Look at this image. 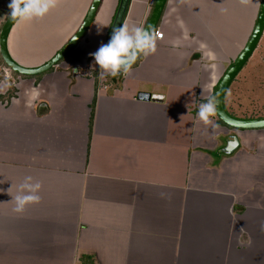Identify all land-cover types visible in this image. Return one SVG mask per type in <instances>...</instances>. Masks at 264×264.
I'll use <instances>...</instances> for the list:
<instances>
[{"label": "crops", "instance_id": "0c3cea01", "mask_svg": "<svg viewBox=\"0 0 264 264\" xmlns=\"http://www.w3.org/2000/svg\"><path fill=\"white\" fill-rule=\"evenodd\" d=\"M0 2L1 30L11 9ZM84 3L56 0L43 17L19 19L8 39L14 59L37 66L15 54L11 37L24 41L35 25L45 40L63 25L73 34ZM261 3L169 0L156 52L103 79L90 53L107 43L110 22L98 13L59 64L18 75L6 96L0 83V264H264V128L198 118ZM153 4L132 0L124 25L143 27ZM98 23L107 25L99 35ZM233 84L228 112L256 118L237 114ZM232 135L240 144L227 154ZM26 176L41 183V200L16 213Z\"/></svg>", "mask_w": 264, "mask_h": 264}, {"label": "water", "instance_id": "95a60500", "mask_svg": "<svg viewBox=\"0 0 264 264\" xmlns=\"http://www.w3.org/2000/svg\"><path fill=\"white\" fill-rule=\"evenodd\" d=\"M132 0H120L112 24L108 32V40L111 37L112 27L124 25L128 10L130 8ZM169 0H154V4L150 11V14L143 26L148 28L154 35V31L160 25L162 17L164 15L166 6ZM103 0H92L89 10L87 11L84 19L82 20L76 31L66 40V42L57 50V52L49 58L46 62L39 66H26L14 59L9 51L8 39L12 31L13 26L19 20L13 21L9 16L6 18L1 30H0V54L5 63L12 68L24 75H37L46 72L59 64L66 55L73 50L85 37L92 23L94 22ZM264 34V0H262L260 13L258 15L254 30L243 48L240 54L235 59L234 63L229 67L224 76L221 78L217 89L215 91V101L217 102V116L223 120L229 126L234 128L247 130V129H263L264 128V117L242 119L231 115L225 106V98L227 92L236 79L240 71L248 63L249 59L254 54L258 47L262 36ZM139 57L137 58V60ZM136 60V61H137ZM135 61V62H136ZM134 64V63H133ZM140 97L150 98L151 94L141 93ZM239 139L237 135H232L224 146L223 151L227 154L233 153L239 146Z\"/></svg>", "mask_w": 264, "mask_h": 264}, {"label": "clouds", "instance_id": "9594fccd", "mask_svg": "<svg viewBox=\"0 0 264 264\" xmlns=\"http://www.w3.org/2000/svg\"><path fill=\"white\" fill-rule=\"evenodd\" d=\"M56 6V0H11L9 8L10 17L13 21L32 20L43 17L51 8ZM107 25L96 24L97 34H102ZM179 41H173L177 46ZM157 50L156 38L148 28L132 26L127 24L112 27L111 37L107 43H101L100 47L93 53L95 63L99 66L100 77H116L130 72L133 63L140 55L148 56ZM217 111V102L209 97L206 103L199 106L198 118L205 124L211 123L210 117ZM2 183V181H0ZM41 183L33 181L32 176H26L18 185L17 193L12 196L15 202L13 209L16 213H22L29 204L39 203L41 196L39 191ZM3 191V189H0ZM11 194L10 190H8ZM12 195V194H11ZM264 228V225H262Z\"/></svg>", "mask_w": 264, "mask_h": 264}, {"label": "rangeland", "instance_id": "374dc122", "mask_svg": "<svg viewBox=\"0 0 264 264\" xmlns=\"http://www.w3.org/2000/svg\"><path fill=\"white\" fill-rule=\"evenodd\" d=\"M119 1L120 0H103L101 4L100 10L98 12L100 13L99 17H107V20L110 22L109 27L112 24V20L118 8ZM10 2L11 0H4L3 3L8 6L7 4H10ZM86 2L87 0H85V8L84 10H81L82 12L87 10L88 3L86 4ZM0 6H2V2H0ZM53 9L54 8H51L49 11H52ZM8 10L10 9L8 8ZM58 29L59 31L53 32L51 40L44 39V36L37 28V25L34 26L33 32L24 38V41H17L15 37L12 36L11 45L15 50V54L23 61L28 63L32 62L37 66L43 64L45 61L51 58L72 35V33H66L67 27L65 25ZM106 41L108 42V36ZM65 58L66 57H64L62 60ZM1 62L0 65L2 70L0 71V83H2L4 87L9 86V89L5 94L6 96L12 91L13 88L16 87V85H8V83H16L19 80L18 75L20 76L21 74H18V72L14 73V70L12 71L10 66L4 62ZM231 90V97L233 101L232 104L238 115L241 117H264V34L254 54L234 80ZM14 92L15 91L13 90V93ZM15 96L17 97L16 94ZM11 100L12 98L9 101L11 102ZM260 256L261 255L258 257ZM262 258H264V256H262L261 259ZM89 259L92 261L93 258L91 257Z\"/></svg>", "mask_w": 264, "mask_h": 264}, {"label": "built area", "instance_id": "2783aa9c", "mask_svg": "<svg viewBox=\"0 0 264 264\" xmlns=\"http://www.w3.org/2000/svg\"><path fill=\"white\" fill-rule=\"evenodd\" d=\"M163 35H164V33L162 31H160V29H158V28L154 31V36L156 38H162Z\"/></svg>", "mask_w": 264, "mask_h": 264}, {"label": "trees", "instance_id": "16d2710c", "mask_svg": "<svg viewBox=\"0 0 264 264\" xmlns=\"http://www.w3.org/2000/svg\"><path fill=\"white\" fill-rule=\"evenodd\" d=\"M71 51H72V50H71ZM71 51H70V52H71ZM70 52H69V53H70ZM69 53H68V54H69ZM68 54H67V55H68ZM0 58H1V61L5 63V61L3 60V58L1 57V55H0ZM12 71H13V70H12ZM14 73H17V71H14ZM18 74H19V73H18ZM16 75H17V74H16ZM22 76H32V75H24V74H23ZM87 260H88V257H83V258H82V261H83V262H84V261H87Z\"/></svg>", "mask_w": 264, "mask_h": 264}]
</instances>
